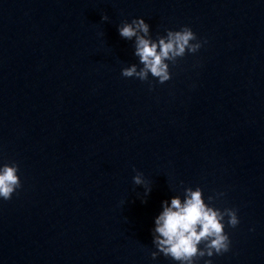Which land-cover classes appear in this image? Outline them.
Returning a JSON list of instances; mask_svg holds the SVG:
<instances>
[{"label":"water","instance_id":"1","mask_svg":"<svg viewBox=\"0 0 264 264\" xmlns=\"http://www.w3.org/2000/svg\"><path fill=\"white\" fill-rule=\"evenodd\" d=\"M137 17L206 43L163 84L124 78L116 25ZM6 161L21 186L0 200V264H172L149 230L195 186L239 219L212 264H264V0H0Z\"/></svg>","mask_w":264,"mask_h":264},{"label":"clouds","instance_id":"2","mask_svg":"<svg viewBox=\"0 0 264 264\" xmlns=\"http://www.w3.org/2000/svg\"><path fill=\"white\" fill-rule=\"evenodd\" d=\"M101 20H107L106 15ZM118 36L130 41L132 56L136 63L120 70L124 78H137L141 82L149 76L157 84L170 79L169 65H175L185 53H196L206 41L198 40L188 26L178 30L165 29L164 34L150 35L149 25L143 18H132L116 25ZM151 89V82L149 81ZM132 176V183L143 188L138 195L141 203L151 190L140 172ZM18 165L15 161L0 163V200L7 201L20 188ZM223 192L204 197L199 186L183 187L182 192L160 201V210L153 217L150 228L151 245L155 249L149 258L157 255L170 260L172 264H212L211 257L229 251L230 239L225 226L235 228L239 219L235 208H217L213 200ZM251 231V229H249Z\"/></svg>","mask_w":264,"mask_h":264}]
</instances>
